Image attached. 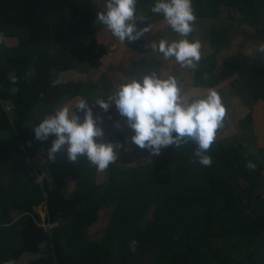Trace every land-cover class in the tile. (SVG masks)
Segmentation results:
<instances>
[{"label":"trees","instance_id":"16d2710c","mask_svg":"<svg viewBox=\"0 0 264 264\" xmlns=\"http://www.w3.org/2000/svg\"><path fill=\"white\" fill-rule=\"evenodd\" d=\"M98 1L107 2L0 0V264H20L22 257H29L26 264H264V122L257 113L264 109V0H192L197 19L231 11L257 34L258 49L227 54L214 70L229 29L207 31L213 52L190 83L207 90L226 81L251 107L240 120L245 133L253 134L254 117L260 125H253L255 142L216 140L208 153L211 167L192 162L197 146L189 142L162 149L122 174L109 165L104 179L86 156L70 163L62 151L49 166L51 184L42 189L29 177L25 157L41 146L49 150L55 139H35L39 123L77 96L92 108L113 88L112 82L96 86L70 78L71 72L98 68L107 52L95 36H84L102 26L96 14L106 9ZM156 2L137 0V15L147 22L164 18L151 11ZM215 90L224 100L223 88ZM4 102L13 106L10 115ZM108 142L123 145V134L109 133ZM248 161L255 170L246 167ZM67 176L74 181L71 190ZM102 209L107 223L99 234L101 225L91 228Z\"/></svg>","mask_w":264,"mask_h":264},{"label":"clouds","instance_id":"9594fccd","mask_svg":"<svg viewBox=\"0 0 264 264\" xmlns=\"http://www.w3.org/2000/svg\"><path fill=\"white\" fill-rule=\"evenodd\" d=\"M137 0H107L106 10L96 14V23L104 25L121 43H132L151 30V25L138 29ZM151 11L161 14L164 20L181 39L169 43L161 39L145 47L158 51L165 60L174 58L182 68L195 69L201 60L202 45L199 41H190L188 37L194 31L196 15L192 0H157ZM5 36L0 33V43ZM259 51L264 53V45ZM15 82V75H10ZM111 102L127 125L133 130L131 143L140 149H148L153 155H160L162 149L180 147L194 142L193 163L211 167L212 157L208 154L216 142L219 130L225 127L227 109L221 95L215 89H209L204 96L189 99L182 91L175 76L162 78L156 73L144 76L143 80L131 79L121 84L108 99L97 98L95 103L105 112ZM75 111L70 106L56 109L55 114L47 116L34 129L35 139L43 142L54 136L48 155L56 160V155L66 152L68 162L77 163L79 157L86 156L97 170L103 172L118 159L116 149L122 144L97 142L104 136V130L94 117L89 103L83 99L75 103ZM78 112H84L81 122ZM119 127V124L117 125ZM246 167L255 170L257 165L248 161ZM137 241L130 242V250L135 252ZM11 264V262H9Z\"/></svg>","mask_w":264,"mask_h":264},{"label":"rangeland","instance_id":"374dc122","mask_svg":"<svg viewBox=\"0 0 264 264\" xmlns=\"http://www.w3.org/2000/svg\"><path fill=\"white\" fill-rule=\"evenodd\" d=\"M98 2L103 5L104 9H106L107 2ZM136 23L138 29L151 25V30L132 43H128L127 41L121 43L104 25L97 26L93 30L88 29V31H84L83 29L85 37L88 38L95 36L100 43L105 45L107 52L101 58L102 63L98 68L81 71V74L76 71L71 72L70 78L73 80H84L87 85L92 81L96 86L99 85V82H102V85L112 82L113 88L103 95L105 100L108 99L109 95H113L121 84L130 82V80L134 78L142 81L144 76L151 75L152 73H156L162 78L175 76L179 81L183 93L190 99L202 92L206 94L209 89H194L190 85L195 69L182 68L176 63L174 58L165 60L162 54L158 51H152L150 47H145V45H148L153 41L158 44L161 39H165L169 43L181 39V37L171 29L164 18L155 22H147L146 18L144 20L137 19ZM222 25L229 29L228 35L230 38L227 46L215 54L214 70L223 66L224 58L227 54H233L237 51L250 54L258 49L260 45L254 29L245 23L236 22L235 16L231 11H222V13L214 18H210L208 21L196 18L194 31L186 37L190 41H199L201 43V60L208 58L213 52V48L206 35L207 31L222 27ZM201 60L198 62L197 67L200 65L204 66V63H202ZM61 76L63 78L66 77L65 73H61ZM225 83L226 81L221 82L219 85L211 88L217 89L218 87H222L223 91L226 93L223 97V103L227 109L225 127L219 130L216 140H237L238 138H242L247 143L250 141L255 142L253 125L256 122V128L260 126L255 117L254 124L252 125L253 134L251 133V135H249L248 133H245L244 129L240 126V120L250 112L251 107L242 96L230 92L228 87L225 86ZM75 103L76 102H73L72 106H70L73 111H75ZM92 110L94 117L98 118L99 126L104 130V136L102 138H97V142H103L107 135L113 131H120L123 134L124 143L122 149L117 150L118 159L115 163L110 164L115 167L119 173L123 171L128 172L132 167L146 164L157 156L153 155L148 149H140L138 146L131 143V136L134 135V132L127 125L126 118L119 114L114 102H111V107L107 112L98 105L92 107ZM257 113L260 117V124H262L264 122V109H262V112L258 109ZM77 115L79 114L77 113ZM83 118L84 117H80L81 122L83 121ZM118 124L119 127H117ZM260 131L257 133L260 134ZM252 147L254 149L253 145ZM107 171L108 169L103 172L97 170V178L104 179ZM65 180L67 183L66 188L71 190L74 185L73 179L67 176ZM37 210L43 219L45 217L43 209L38 207ZM106 215L105 209L100 210L98 221L95 226L91 228V231H93L95 227L101 225L99 234L103 232V227L107 223ZM28 260L29 257H22L20 264H26Z\"/></svg>","mask_w":264,"mask_h":264},{"label":"built area","instance_id":"2783aa9c","mask_svg":"<svg viewBox=\"0 0 264 264\" xmlns=\"http://www.w3.org/2000/svg\"><path fill=\"white\" fill-rule=\"evenodd\" d=\"M1 45H3V43H0V46ZM3 106L5 112L10 115L13 111V106L8 102H4ZM48 152V149L41 146L38 147L31 155H27L25 157V161L30 164V168L28 170L29 177L32 179L34 184H38L39 186L42 185V189L44 188V182L51 184L54 180L49 167L53 160L49 158ZM41 225L49 228L52 227L51 225Z\"/></svg>","mask_w":264,"mask_h":264},{"label":"crops","instance_id":"0c3cea01","mask_svg":"<svg viewBox=\"0 0 264 264\" xmlns=\"http://www.w3.org/2000/svg\"><path fill=\"white\" fill-rule=\"evenodd\" d=\"M82 99L80 96L74 97L73 99H71L68 102H65L64 104L61 105V107L67 105V106H72L73 102H77L78 100Z\"/></svg>","mask_w":264,"mask_h":264}]
</instances>
